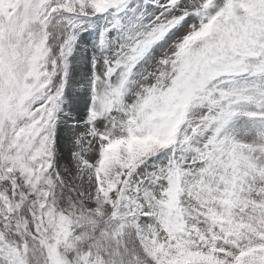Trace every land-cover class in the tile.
Wrapping results in <instances>:
<instances>
[{"label": "snow or ice", "instance_id": "1", "mask_svg": "<svg viewBox=\"0 0 264 264\" xmlns=\"http://www.w3.org/2000/svg\"><path fill=\"white\" fill-rule=\"evenodd\" d=\"M0 264H264V0H0Z\"/></svg>", "mask_w": 264, "mask_h": 264}]
</instances>
